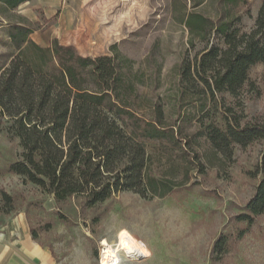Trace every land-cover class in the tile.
Returning <instances> with one entry per match:
<instances>
[{
	"label": "rangeland",
	"instance_id": "1",
	"mask_svg": "<svg viewBox=\"0 0 264 264\" xmlns=\"http://www.w3.org/2000/svg\"><path fill=\"white\" fill-rule=\"evenodd\" d=\"M263 2L30 0L13 11L0 3V69L15 53L9 26L16 22L35 29L30 37L42 47L57 40L84 57L115 58L132 86L126 102L143 120L161 123L159 138L143 140L149 175L170 190L163 198L125 191L93 206L83 196L56 202L10 172L22 149L4 121L0 228L23 218L56 264H100L103 248L123 234L135 251L131 259L121 254L119 264H264V214L250 227L236 220L260 180L264 142L242 147L229 141L225 153L211 142L215 132L226 133L228 124L243 128L264 116V62L249 69L236 95H212L194 76L205 50L225 48L214 29L226 24L239 34L250 31ZM191 14L197 16L192 31L186 25ZM205 68L210 70V63ZM221 235L228 241L224 253L217 254L214 245Z\"/></svg>",
	"mask_w": 264,
	"mask_h": 264
},
{
	"label": "trees",
	"instance_id": "2",
	"mask_svg": "<svg viewBox=\"0 0 264 264\" xmlns=\"http://www.w3.org/2000/svg\"><path fill=\"white\" fill-rule=\"evenodd\" d=\"M28 1L0 3L13 11ZM195 17L191 14L186 22L191 31ZM9 27L15 53L0 69V132L3 122H9L22 149L10 172L42 188L56 202L83 196L86 205L93 206L125 191L143 198H163L169 193L163 190L164 183L148 173L143 140L159 138L161 123L143 120L126 102L132 86L115 58L84 57L74 46L57 40L42 47L31 39L35 29L29 25L16 22ZM214 31L222 36L225 48L205 50L194 76L212 95H236L249 69L264 62V2L250 31L239 34L226 24ZM209 63L210 70L205 68ZM183 74L187 77V71ZM256 140L264 142V116L252 126L228 124L224 135L211 136L212 145L222 153L229 141L244 147ZM258 173L255 193L236 217L247 227L264 214V148ZM227 241L228 236L221 235L214 252L224 253Z\"/></svg>",
	"mask_w": 264,
	"mask_h": 264
},
{
	"label": "crops",
	"instance_id": "3",
	"mask_svg": "<svg viewBox=\"0 0 264 264\" xmlns=\"http://www.w3.org/2000/svg\"><path fill=\"white\" fill-rule=\"evenodd\" d=\"M0 264H56L48 249L30 234L26 221L17 217L0 228Z\"/></svg>",
	"mask_w": 264,
	"mask_h": 264
},
{
	"label": "bare ground",
	"instance_id": "4",
	"mask_svg": "<svg viewBox=\"0 0 264 264\" xmlns=\"http://www.w3.org/2000/svg\"><path fill=\"white\" fill-rule=\"evenodd\" d=\"M135 245L128 235H121L117 243L106 245L100 255V264H119L121 254L133 258ZM122 255V256H123Z\"/></svg>",
	"mask_w": 264,
	"mask_h": 264
}]
</instances>
